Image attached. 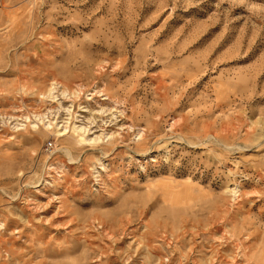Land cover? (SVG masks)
Wrapping results in <instances>:
<instances>
[{
  "label": "rangeland",
  "instance_id": "rangeland-1",
  "mask_svg": "<svg viewBox=\"0 0 264 264\" xmlns=\"http://www.w3.org/2000/svg\"><path fill=\"white\" fill-rule=\"evenodd\" d=\"M0 264H264V0H0Z\"/></svg>",
  "mask_w": 264,
  "mask_h": 264
},
{
  "label": "built area",
  "instance_id": "built-area-1",
  "mask_svg": "<svg viewBox=\"0 0 264 264\" xmlns=\"http://www.w3.org/2000/svg\"><path fill=\"white\" fill-rule=\"evenodd\" d=\"M51 144L49 143L48 146H50Z\"/></svg>",
  "mask_w": 264,
  "mask_h": 264
}]
</instances>
